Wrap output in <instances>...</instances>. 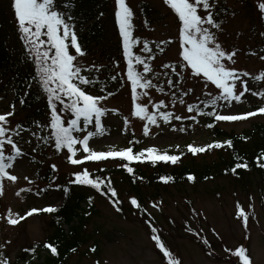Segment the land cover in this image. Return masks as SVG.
I'll return each instance as SVG.
<instances>
[{
    "label": "snow or ice",
    "instance_id": "1",
    "mask_svg": "<svg viewBox=\"0 0 264 264\" xmlns=\"http://www.w3.org/2000/svg\"><path fill=\"white\" fill-rule=\"evenodd\" d=\"M246 4L247 0H240L238 6L229 5L226 0H160L162 10L175 25V31L162 38L149 39L136 34V13L129 0H114L118 54L110 58L108 64H85L82 61L87 52L79 35L81 23L77 0H10L22 57H17V63L30 66L31 71L23 78L17 73L14 79L19 83L7 89L12 93L8 101L0 93V102L8 105L0 112V197L5 194V181L18 183L17 166L38 163L23 145L31 146L33 154L41 148L52 149L53 155L63 154L67 164L74 169L69 183L94 189L109 200L117 213H122L123 201L118 197L111 176L95 175L86 164L120 161L118 167L135 182L144 178L136 177V169L131 166L133 163H150L154 167L160 164L177 166L188 154L198 156L212 150L234 149L232 138L213 139L202 145L188 143L186 150H180V145L176 144V152L155 145L134 151L139 140L129 141V146L119 149L109 146L108 150H97L91 143L108 133L106 121L119 114V109L105 105L123 90L127 91L129 98V115L123 117V130L128 131L129 117H134L143 122L145 137L153 135V126L157 129L168 126L173 132L185 133L189 127L200 124L201 118L211 121L203 127L215 129L224 123L264 117V89L254 90L257 85H264V0H253L256 24L249 26L250 39H254L258 47L240 45L244 31L233 29L229 32V25ZM103 15V12L99 13V16ZM149 24V20L143 21L144 27ZM242 55L257 59L260 69L253 73L238 68ZM196 86L200 87V95H196ZM190 96L195 97L194 102L185 99ZM30 99L45 104L44 118L17 121V107L26 106ZM245 103L256 106L235 111ZM177 104L184 106L189 115L177 114ZM174 122H180V126ZM185 122L191 124L185 126ZM242 139L247 141L249 137ZM233 161L224 169L225 175L238 176V170H251L245 157L235 154ZM254 163L257 168L264 169V149L254 157ZM50 168L54 174L59 171L55 163ZM99 171L105 170L101 168ZM23 179L28 185L34 183L28 175ZM50 179L55 188L62 187L55 184L56 175ZM186 179L192 184L197 182L193 173H188ZM209 179L214 177H204L206 181ZM159 180L167 185L175 183L176 177L161 175ZM32 191L31 187H20L16 195L19 197ZM46 191L47 188L39 189L36 195ZM63 192L67 195L69 189L64 187ZM93 199L88 197L90 205ZM186 203L193 204L191 200ZM129 204L140 217H147L145 224L150 230L149 238L162 253L165 264H182L181 258L162 238V230L156 226L155 217L148 208L136 196L129 198ZM151 207L163 212V200L153 201ZM57 211L55 206L32 207L23 214L8 209L6 215H0V222L16 227L34 214ZM189 212L194 218L203 216L207 220L195 206L190 207ZM234 218L242 225L244 239L249 240L250 218L255 220L254 204L249 203L246 208L237 200ZM185 223V231L207 247L209 257L216 258L211 242L201 235L203 229L196 230L187 221ZM211 232L223 239L214 227ZM11 244V239L0 241V264H14L6 254ZM38 247L39 244H34L23 249L25 254H31V259L24 264H31ZM43 247L53 257L60 256L53 243H44ZM71 251L75 253L77 249L73 247ZM90 251L95 253L97 248L93 246ZM223 251L226 253L222 257L224 264H253L249 248L244 243L235 247L225 245ZM95 264H100V260Z\"/></svg>",
    "mask_w": 264,
    "mask_h": 264
},
{
    "label": "rangeland",
    "instance_id": "2",
    "mask_svg": "<svg viewBox=\"0 0 264 264\" xmlns=\"http://www.w3.org/2000/svg\"><path fill=\"white\" fill-rule=\"evenodd\" d=\"M106 1L108 4L104 7L106 10L103 18L104 22H106L105 38L106 40L113 39L118 42V31L114 19V0ZM249 1L251 2V7L246 5L240 11L229 25V32L231 33L233 29L244 31L245 36L240 39V45L242 47L247 45L258 47L257 42L254 39H250L252 33L249 32V26L255 25L256 19L253 0ZM142 2H147V5L152 7L154 17L147 16L145 18L144 9L139 7ZM226 2L229 5L236 6L240 3L239 0H226ZM256 2H259V0H256ZM129 3L136 13L134 19V24L138 30L136 34H142L149 39H156L157 37L162 38L174 33L175 25L171 17L162 10L160 0H129ZM1 12L9 13L10 15L7 14L8 19L12 16L10 0H0ZM145 19L150 21L148 27L143 26ZM152 29H155V31H152ZM108 52L109 50L104 52L101 48H94L87 52V57L82 63L108 64L109 58L106 59ZM237 67L255 73L260 69L261 64L257 59L242 55ZM9 88L11 87L8 86L7 89ZM7 89L5 90L6 92L8 91ZM259 89H264V85H257L254 90ZM6 92L1 91L0 93H3L4 100L8 101L12 98V93L6 94ZM155 95L157 98H162L159 94ZM196 95H200L199 86H196ZM185 99L188 102H194L195 97L190 96ZM105 106L110 109H119V114H114L106 121L108 133L105 137L95 138L91 143V146L97 150H108L109 146L119 149L129 146V141L139 140L140 143L134 146L136 148L134 149L135 151L155 145L161 149L176 152L177 150L174 147L176 144L180 145V150H186L188 143L202 145L211 142L213 139H220L214 137L210 129L203 127L205 123H208L206 118H201L200 124L189 127L185 133L173 132L168 126H162L161 129L153 126V135L145 137L142 131L143 122L137 118L129 117L131 123L128 131L125 132L123 130V117L129 115V98L126 90L110 98ZM255 106L254 103H245L243 106L237 107L235 111L250 110ZM7 107V103L0 102V112ZM175 111L177 114L189 115L186 113L184 106L179 104L176 105ZM26 114L25 111L17 113L15 114V119L24 121L26 120ZM257 120L264 121V117L250 118L246 122L224 123L218 127L225 132H243ZM174 123L178 127L180 126V122ZM188 124H191V122H185V126ZM223 137V139L227 138ZM23 147L29 152L30 157H35L38 163L17 166L15 174L20 177L17 184L5 181V194L0 197L1 215H6L8 209H11L13 213L19 212L23 214L32 207L55 206L57 208L65 199L62 190L55 188L52 183L43 182L38 176L41 172L44 174L51 164L55 163L59 168L58 173L55 174H59L61 179L67 181L74 169L67 164L63 154L53 155L52 149L43 148L38 149L33 154L31 153V146L23 145ZM215 158L216 155L212 152L209 153V156L205 155L206 161L207 159L210 161ZM39 166L41 167L40 173L37 172ZM24 175H28L34 183L28 185L27 181L23 179ZM57 183L59 182H55L56 185ZM218 186L219 189L217 190L216 187ZM20 187H31L33 191L31 193H22L18 197L16 192ZM42 188H47L48 191L43 192L41 195H36V192ZM169 189L171 191L163 194L164 199L166 198L163 212L152 209L151 206L150 209L156 215V226L162 230V236L167 246L181 258L182 264H224L222 259L226 255L223 251L224 246L235 247L239 243H244L249 248L253 264H264V196H262V193H251L246 192L241 187L237 188L229 183V178H218L214 182L210 181L206 184H200L196 189L192 186H171ZM218 193L219 196L217 195ZM249 197H252L251 201ZM188 200H191L193 204L188 205L186 203ZM237 200L246 208L249 203L254 204L255 220L250 218L249 240L244 239L242 225L234 218L235 202ZM95 202L98 204V209L101 213L93 221L97 225H103V230L107 233H112L113 238L108 240L105 235H98L97 238L100 244L99 257L90 253H88V256L75 254L74 257L71 256L69 264H95L96 260H100V264H105V261L107 264H165L162 253L151 242L149 238L150 231L140 216L133 215L129 216L128 219H124V217L121 218L119 216L107 201L96 197ZM192 206L201 211L207 217V220L205 221L203 216L199 218L192 217L189 212ZM41 214H34L16 227L9 226L6 222H0V241L12 240V244L7 249L6 254L14 263L18 260V255L23 251L24 247L45 239L49 215L43 216ZM172 220L175 223H170ZM256 220H259V223H256ZM186 221L196 230L203 229L201 235L207 237L211 242L212 248L217 254L216 258L209 257L206 254L208 251L207 247L203 246L199 239L185 231ZM213 227L221 234L223 239L216 237L211 232ZM93 228L94 225L91 223L89 231ZM93 243L94 239L90 242V246ZM85 249L83 248L82 251H85ZM45 254H47L46 251H43L40 254L41 256L39 255V257L31 261V264L42 260V256ZM28 260L30 259L28 258ZM25 261H20V264H24Z\"/></svg>",
    "mask_w": 264,
    "mask_h": 264
},
{
    "label": "trees",
    "instance_id": "3",
    "mask_svg": "<svg viewBox=\"0 0 264 264\" xmlns=\"http://www.w3.org/2000/svg\"><path fill=\"white\" fill-rule=\"evenodd\" d=\"M106 4H108L106 0H77V13L81 23L79 35L86 52L94 48H101L104 52L105 50H109L106 59L109 58L110 60V58L118 54V42L113 39L106 40L105 38L106 22L103 20L104 15L99 16V13L103 12L105 14L106 9L104 7H106ZM147 4V2H142L139 4V7L144 9L145 18L147 16L154 17L152 7H149ZM246 5L251 7V2L247 0ZM7 14L10 15L5 12L0 13V92H6L5 90L8 86L12 87L19 83L14 79L17 73L23 78L31 71L30 66L17 63V57L22 59L20 44L16 39L13 13L9 19ZM6 94H10V91H7ZM22 111L27 113L26 120L24 121H31L37 118L42 120L44 118L45 104L42 101L37 102L35 99H30L26 106L17 108L16 114ZM206 121L211 122L208 118H206ZM210 130L217 138L223 139V136H225L234 139V149L212 150L211 152L216 155V158L210 161L208 159L207 161L205 160V155L209 156L210 152L198 156L188 154L183 157L182 163L177 166L160 164L154 167L150 163H133L131 166L136 169V177L142 176L144 178L143 180L137 179L135 182H133L132 177L125 170L118 167L120 161L103 162L98 165L86 164L85 166L95 175L101 177L111 176L113 186L117 189L118 197L123 201V211L118 214L121 218L124 217V219H128L129 216L133 215L139 216L129 204L131 196H136L142 205L147 207L149 212H151L150 206L153 201L158 202L163 200V205L165 204L166 198L164 199L163 194L171 191L169 187L192 186L196 189L200 184H206L210 181L214 182L218 178H229L231 185L237 188L241 187L246 192H259L264 196V169L257 168L254 163V157L259 154L261 149H264V121L257 120L250 128H247L243 132H225L220 127ZM242 137H249V139L245 141ZM134 149L136 148L134 147ZM235 154L245 157L251 166V170H238V176L225 175L224 169L234 163L233 156ZM200 156L201 158L199 159ZM38 168L37 172L40 173L41 167L39 166ZM101 168L105 171H99ZM188 173L196 175L197 182L195 184L187 181L186 175ZM53 175L56 174L52 173L51 168H48L44 174L41 172L38 176L43 182L52 183L50 178ZM161 175H173L176 177V181L175 183L165 185L159 180V176ZM56 176L55 182L58 181L57 185L62 186L59 189L63 191V188L67 187L69 192L65 195L62 204L57 207L58 211L56 213L41 214L43 216L49 215L46 237L42 241L33 242L28 247L34 244L40 245L37 248L35 258L39 257L43 251H46L47 254L42 256V260L33 262L32 264H69L71 256L74 257L75 254L88 256V253H90L99 257L100 244L97 236L105 235L108 240L113 238V236L112 233H107L103 230V225H97L93 221L101 213L99 212L95 198L98 197L100 200L107 201L111 207H113L112 204L106 197L88 186L71 185L69 183L71 176L67 181L61 179L59 174ZM205 176L214 177V179L206 181L204 180ZM216 188L218 190L219 186ZM90 196L94 198L91 205L88 203V197ZM151 213L156 219V215L153 212ZM141 219L145 223L147 217H141ZM91 223H93L94 228L89 231ZM92 239H94V243L90 246ZM44 243H53L58 248L60 256L53 257L43 247ZM93 246L97 248L95 253L90 251ZM73 247L77 249L75 253L71 251ZM83 248H86L85 251H82ZM28 258L31 259V254H25L22 251L18 255L17 261L28 260Z\"/></svg>",
    "mask_w": 264,
    "mask_h": 264
}]
</instances>
